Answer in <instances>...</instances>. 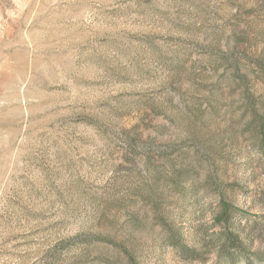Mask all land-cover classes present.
Instances as JSON below:
<instances>
[{
    "label": "rangeland",
    "instance_id": "1",
    "mask_svg": "<svg viewBox=\"0 0 264 264\" xmlns=\"http://www.w3.org/2000/svg\"><path fill=\"white\" fill-rule=\"evenodd\" d=\"M0 264H264V0H0Z\"/></svg>",
    "mask_w": 264,
    "mask_h": 264
}]
</instances>
